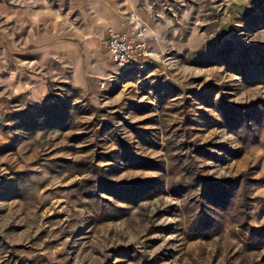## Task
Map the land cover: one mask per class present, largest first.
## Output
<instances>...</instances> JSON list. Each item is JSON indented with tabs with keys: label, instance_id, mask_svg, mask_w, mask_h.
<instances>
[{
	"label": "rangeland",
	"instance_id": "rangeland-1",
	"mask_svg": "<svg viewBox=\"0 0 264 264\" xmlns=\"http://www.w3.org/2000/svg\"><path fill=\"white\" fill-rule=\"evenodd\" d=\"M0 264H264V0H0Z\"/></svg>",
	"mask_w": 264,
	"mask_h": 264
},
{
	"label": "built area",
	"instance_id": "built-area-1",
	"mask_svg": "<svg viewBox=\"0 0 264 264\" xmlns=\"http://www.w3.org/2000/svg\"><path fill=\"white\" fill-rule=\"evenodd\" d=\"M151 27L135 11H129L118 25H108L104 40L105 49L112 61L127 69L137 59L150 56ZM105 86V82L101 83Z\"/></svg>",
	"mask_w": 264,
	"mask_h": 264
},
{
	"label": "crops",
	"instance_id": "crops-1",
	"mask_svg": "<svg viewBox=\"0 0 264 264\" xmlns=\"http://www.w3.org/2000/svg\"><path fill=\"white\" fill-rule=\"evenodd\" d=\"M121 21V19H118V20H115V21H110V22H107L106 26H105V30H104V33L102 35V43L104 45V49H105V44H104V40H105V36H106V30H107V26L108 25H118L119 22ZM90 45H93L94 46V43L90 42ZM97 47V46H96ZM101 47V50L102 51H105V54H108V52L105 50H103V47L101 44H99V48ZM150 47H151V38H150ZM109 55V54H108ZM90 57V56H89ZM95 58L98 59L97 62H95L94 64H92L90 62V60H86L88 61L87 65H89L88 67L90 68H87V72H86V75L88 74L89 76L88 77H105V74H107L108 71L110 70H113L114 68V65L115 67H117L119 69V67L112 61V59H108V58H104L103 56H101V52L99 55H97L95 53ZM145 59H137L132 65L131 67L125 69V70H122V71H126L128 69H131L133 67H135L136 65H139V67H142L144 66L143 63L146 61H144ZM110 75V77L112 76V74H109L108 73V76ZM104 80V79H103ZM87 84L85 85V83H82V84H79L81 88H85L86 91H89V85L88 82H86ZM106 83V82H105ZM93 88V87H92Z\"/></svg>",
	"mask_w": 264,
	"mask_h": 264
}]
</instances>
